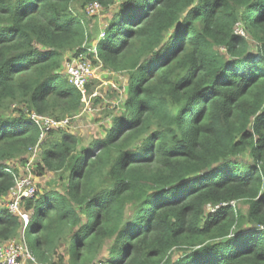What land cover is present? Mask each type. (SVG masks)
<instances>
[{"label": "trees", "instance_id": "obj_1", "mask_svg": "<svg viewBox=\"0 0 264 264\" xmlns=\"http://www.w3.org/2000/svg\"><path fill=\"white\" fill-rule=\"evenodd\" d=\"M116 2L0 0V243L25 230L40 264L66 242L70 264H264V0H121L94 60L129 77L105 136L83 147L31 119L81 113L64 64L91 35L74 5ZM36 149L37 175L67 181L24 200V229L1 203Z\"/></svg>", "mask_w": 264, "mask_h": 264}, {"label": "rangeland", "instance_id": "obj_2", "mask_svg": "<svg viewBox=\"0 0 264 264\" xmlns=\"http://www.w3.org/2000/svg\"><path fill=\"white\" fill-rule=\"evenodd\" d=\"M121 0H117V2L110 8L105 9L100 6V10L97 15L89 16L87 14V19H89V30L91 35V43L102 40L100 36L106 31V28L109 26L111 20L114 15L118 11ZM76 10H80L82 12L83 9L79 8V6L74 5ZM91 6V5H90ZM88 6L87 8H89ZM254 50V49H253ZM95 70V79L92 80L90 88L92 93L96 94V97L91 99L92 109H85L83 106L81 115L71 121L70 128H64L69 132L75 134L80 138L82 146L88 147L95 139L103 138L106 134L105 130L108 129L110 123L112 122L113 117L116 115H120L121 110L123 109V103L127 98V87L129 84V77L127 74H118L113 73L106 70L102 65L94 64ZM11 114L16 116V106H14L11 110ZM237 161L241 164H247L251 161L248 154L237 158ZM40 162L39 150L36 149L32 151L27 156V164L22 165L19 161H12L10 166L15 167L19 170V178L30 177L32 178L38 192L37 194H45L47 192H60L63 193L65 190L64 184L65 177L67 176L66 172L61 173H52L48 172L44 175L38 176L37 166ZM10 204V196H8L2 203L1 209L8 210V205ZM243 204L238 203L237 207L243 208ZM132 206L129 207V211L132 212ZM210 211L212 209H209ZM128 211V213H129ZM20 212H25L31 218V213L25 210V205L22 204L20 207ZM19 216V213H16ZM131 216L127 214V217ZM16 244L18 246H22L23 249L28 247L26 242V232L22 230L20 235L14 239L7 242H1L0 248L4 249L9 244ZM112 241L106 245L104 250L101 253L100 260L108 257V248L110 247ZM29 255L25 252L18 259L19 264H40L37 260L34 259L32 253L29 248ZM178 252L174 255V257L178 256ZM30 259H34L33 262ZM56 264H70L69 257V245L68 243L62 244L58 251V255L55 259Z\"/></svg>", "mask_w": 264, "mask_h": 264}, {"label": "built area", "instance_id": "obj_3", "mask_svg": "<svg viewBox=\"0 0 264 264\" xmlns=\"http://www.w3.org/2000/svg\"><path fill=\"white\" fill-rule=\"evenodd\" d=\"M89 10V16H94L100 10V5L94 3L89 7ZM100 37L104 38V34ZM99 41L89 45L84 44L82 51L70 54L64 64L66 70L65 74L69 83L79 89L85 109L89 108L90 110L92 109L90 101L97 95L90 93L86 88L91 84L92 80L95 79L94 60L98 59L96 46ZM77 118L78 117H67L62 120H57L50 117L38 116L36 114L31 115V119L41 127L43 136H45V132H49L50 130L69 128L71 121ZM37 192L36 186L30 177L17 178L16 186L10 192L8 211L14 216H17L16 213H19L17 217H19L23 223L24 229L28 227L30 218L27 213L20 212L21 204H24L25 199H33L36 197ZM25 252L29 255L28 247L23 249L22 246H18L14 243L9 244L4 249L0 248V264H19L18 259L21 257L20 255H23ZM34 259L30 260L34 262Z\"/></svg>", "mask_w": 264, "mask_h": 264}, {"label": "bare ground", "instance_id": "obj_4", "mask_svg": "<svg viewBox=\"0 0 264 264\" xmlns=\"http://www.w3.org/2000/svg\"><path fill=\"white\" fill-rule=\"evenodd\" d=\"M89 12H90V10H89V8H86V13L87 14H89ZM95 15H97V13L95 14ZM94 15V16H95ZM104 34V33H103ZM104 37H105V34H104ZM86 44L87 45H89V42H86ZM96 48H97V46H96ZM98 60V59H97ZM99 65H101V64H99ZM91 85V84H90ZM88 88V87H87ZM87 88H86V90H87ZM78 89V88H77ZM87 91H89L90 93H92V91L91 90H87ZM83 104H84V102H83ZM91 106H92V104H91ZM82 112V111H81ZM81 115V113L79 114V115H77V116H74V117H79ZM67 118V117H66ZM63 119H65V118H63ZM60 120H62V119H60ZM36 124V123H35ZM36 125H38V124H36ZM38 127L41 129V127L38 125ZM70 128V127H69ZM57 130H65V129H57ZM51 131V130H50ZM49 131V132H50ZM41 132L43 133V131H42V129H41ZM49 132H45V136L49 133ZM37 189V188H36ZM38 191V190H37ZM9 195H10V193H9ZM26 200V199H25ZM22 205V204H21ZM8 207V206H7ZM211 209V208H210ZM211 211H213V209L211 210Z\"/></svg>", "mask_w": 264, "mask_h": 264}, {"label": "crops", "instance_id": "obj_5", "mask_svg": "<svg viewBox=\"0 0 264 264\" xmlns=\"http://www.w3.org/2000/svg\"><path fill=\"white\" fill-rule=\"evenodd\" d=\"M91 90V89H90ZM92 91V90H91Z\"/></svg>", "mask_w": 264, "mask_h": 264}]
</instances>
